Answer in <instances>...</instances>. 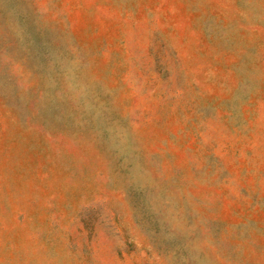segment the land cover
<instances>
[{
    "label": "rangeland",
    "instance_id": "rangeland-1",
    "mask_svg": "<svg viewBox=\"0 0 264 264\" xmlns=\"http://www.w3.org/2000/svg\"><path fill=\"white\" fill-rule=\"evenodd\" d=\"M0 264H264V0H0Z\"/></svg>",
    "mask_w": 264,
    "mask_h": 264
}]
</instances>
